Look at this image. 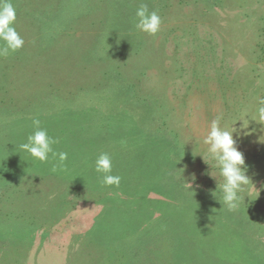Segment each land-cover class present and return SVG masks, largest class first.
<instances>
[{
    "label": "rangeland",
    "instance_id": "rangeland-1",
    "mask_svg": "<svg viewBox=\"0 0 264 264\" xmlns=\"http://www.w3.org/2000/svg\"><path fill=\"white\" fill-rule=\"evenodd\" d=\"M11 2L25 43L0 56V264H237L231 237L264 257V133L237 140L253 185L234 212L196 155L217 115L230 128L264 97V0ZM33 119L62 164L21 149ZM104 152L112 175L138 172L102 185Z\"/></svg>",
    "mask_w": 264,
    "mask_h": 264
},
{
    "label": "clouds",
    "instance_id": "clouds-1",
    "mask_svg": "<svg viewBox=\"0 0 264 264\" xmlns=\"http://www.w3.org/2000/svg\"><path fill=\"white\" fill-rule=\"evenodd\" d=\"M136 18L135 28L140 32L155 36L161 29V17L156 11H149L146 4H142L137 9ZM16 20L17 12L11 0H0V42H3V46H0V56L2 57H7L24 46L25 41L14 26ZM223 120V114L217 115L211 121L210 128L202 139V144L206 146V157L199 152L196 155H200L211 169L219 170L223 183L219 185L221 197L218 201L229 212H234L239 209L242 203H245L246 197L251 198L249 185H253L251 178L247 175L248 166L243 153L238 149L237 140L258 132L264 133V97L257 98L254 114H250L246 110L243 111L230 128L223 125ZM237 122H241L239 128L235 127ZM252 122L261 125V127L259 129L251 128ZM32 126L33 133L28 136L26 143L20 145L21 149L42 163L49 162L50 155L51 158L58 156L59 162L62 164L68 154L54 151L53 145L59 141L48 135L47 130L41 127L39 119H33ZM257 142L264 144V134L257 136ZM95 172L102 175L100 181L102 185L119 187L121 177L111 174L112 158L109 153L104 152L97 157ZM209 174L215 179L211 171Z\"/></svg>",
    "mask_w": 264,
    "mask_h": 264
},
{
    "label": "trees",
    "instance_id": "trees-1",
    "mask_svg": "<svg viewBox=\"0 0 264 264\" xmlns=\"http://www.w3.org/2000/svg\"><path fill=\"white\" fill-rule=\"evenodd\" d=\"M132 158V157H131ZM125 159V158H124ZM135 162H137V160H136V158H134L133 160H131L130 161V163H129V165H130V167L133 169V171L132 172H130V173H128L129 171H128V168H125L124 170H120L119 172H118V174L117 175H119L120 177H121V180H124L123 182H129L130 180H131V177L130 178H127V176H123L124 175V173L125 172H127L128 173V175L129 174H135V172H138V170L136 169L137 167V165L135 164ZM126 165H127V163H126ZM134 172V173H133ZM126 174V173H125ZM137 174V173H136ZM251 207H254V206H252L250 203L246 206H244V208H243V211L244 212H246V210L245 209H247V211L251 208ZM252 210V209H251ZM129 225L130 224H126V227L125 228H128L129 227ZM125 230V229H124ZM138 236V241L139 240H143V239H139L140 237H142L141 235H137ZM140 236V237H139ZM226 236H229V235H223L222 236V238H224L225 237V239H226ZM136 238V237H135ZM242 238V237H241ZM243 239V238H242ZM232 241H238V247L236 248V250L238 251V253L237 254H233L232 255V257H234V255H235V257H237L236 259H238L239 261L237 262V264H264V257H262V256H260V257H258V256H256V255H254V254H257V253H253V249H252V252H247V251H245L244 249H242V248H245V247H247V242H246V239H243L242 241H241V239H233L232 237L231 238H229V241L227 242V240L226 241H224V242H221V244L220 243H218L217 245H218V247H219V251L222 253V252H228V248H225V244H228V243H230V242H232ZM247 244V245H246ZM223 246V247H222ZM223 249V250H221V248ZM253 248V247H252ZM255 249V248H254ZM257 252H259L258 250H256ZM179 252V251H178ZM259 253H261V252H259ZM181 254V252L178 254V256ZM262 254V253H261ZM183 260V259H182ZM179 262L180 261H178V263L177 264H179ZM228 264V263H227ZM236 264V263H235Z\"/></svg>",
    "mask_w": 264,
    "mask_h": 264
}]
</instances>
